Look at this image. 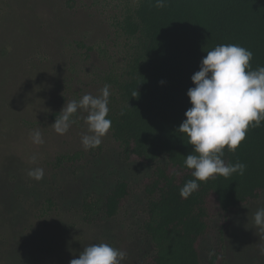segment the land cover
<instances>
[{
	"label": "rangeland",
	"instance_id": "1",
	"mask_svg": "<svg viewBox=\"0 0 264 264\" xmlns=\"http://www.w3.org/2000/svg\"><path fill=\"white\" fill-rule=\"evenodd\" d=\"M133 1L0 0V264H70L85 247L102 242L126 253L121 264H143L152 254L142 229L141 182L155 165L123 161L110 132L85 151L83 111L65 135L50 127L64 104L99 95L107 74L123 65L129 43L117 22ZM37 129L41 145L31 140ZM35 167L44 170L38 182L27 175ZM118 181L134 190L120 213L84 222V198L104 197ZM261 207L264 192L231 213L224 230L228 264H264V234L253 226ZM213 227L201 245L202 259L213 248L216 221Z\"/></svg>",
	"mask_w": 264,
	"mask_h": 264
},
{
	"label": "trees",
	"instance_id": "2",
	"mask_svg": "<svg viewBox=\"0 0 264 264\" xmlns=\"http://www.w3.org/2000/svg\"><path fill=\"white\" fill-rule=\"evenodd\" d=\"M155 2L134 0L120 16L117 30L129 48L121 68L106 76L112 92L109 132L122 160L155 165L141 182L142 229L152 248L143 264H228L224 230L231 213L264 192V122L248 130L235 152L224 149L225 163L245 164L244 174L202 182L187 199L179 193L193 179L184 166L192 148L177 129L191 107V76L207 51L237 44L253 53V70L264 67V0H167L162 9ZM133 192L127 181H118L104 197L87 195L82 220L114 218ZM214 221L213 248L202 259L201 245L214 234Z\"/></svg>",
	"mask_w": 264,
	"mask_h": 264
},
{
	"label": "clouds",
	"instance_id": "3",
	"mask_svg": "<svg viewBox=\"0 0 264 264\" xmlns=\"http://www.w3.org/2000/svg\"><path fill=\"white\" fill-rule=\"evenodd\" d=\"M166 4L167 0H156L155 7L162 9ZM252 58L253 53L245 47L221 44L207 51L199 70L191 76L193 87L186 93L191 107L177 129L192 148L184 159V166L193 177L180 189L184 199L197 191L202 182L243 175L246 170L243 163H225L223 156L225 148L235 152L248 130L259 128L264 122V67L253 70ZM110 87L105 84L99 95L85 94L67 102L50 127L56 134L65 135L77 122L74 117L78 111H83L87 113V133L81 137V145L85 151L98 148L112 124L107 118ZM30 135L33 144L44 143L39 129ZM31 160L34 163L35 157ZM27 175L38 182L43 179L44 170L35 167ZM253 226L264 234V207L255 211ZM259 254L264 256V245L259 247ZM125 257L124 251L102 242L85 247L70 264H121Z\"/></svg>",
	"mask_w": 264,
	"mask_h": 264
}]
</instances>
